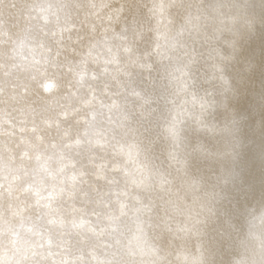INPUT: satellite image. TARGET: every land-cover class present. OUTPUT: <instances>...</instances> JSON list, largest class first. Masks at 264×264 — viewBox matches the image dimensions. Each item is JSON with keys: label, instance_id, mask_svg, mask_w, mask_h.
Listing matches in <instances>:
<instances>
[{"label": "clouds", "instance_id": "clouds-1", "mask_svg": "<svg viewBox=\"0 0 264 264\" xmlns=\"http://www.w3.org/2000/svg\"><path fill=\"white\" fill-rule=\"evenodd\" d=\"M0 264H264V0H0Z\"/></svg>", "mask_w": 264, "mask_h": 264}]
</instances>
